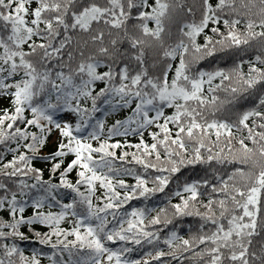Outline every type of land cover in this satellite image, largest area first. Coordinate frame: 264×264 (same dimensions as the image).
Returning <instances> with one entry per match:
<instances>
[{
	"label": "snow or ice",
	"instance_id": "1",
	"mask_svg": "<svg viewBox=\"0 0 264 264\" xmlns=\"http://www.w3.org/2000/svg\"><path fill=\"white\" fill-rule=\"evenodd\" d=\"M0 264H264V0H0Z\"/></svg>",
	"mask_w": 264,
	"mask_h": 264
},
{
	"label": "trees",
	"instance_id": "2",
	"mask_svg": "<svg viewBox=\"0 0 264 264\" xmlns=\"http://www.w3.org/2000/svg\"><path fill=\"white\" fill-rule=\"evenodd\" d=\"M223 59L226 60L227 63H229V64L232 62L230 55L225 56ZM212 63L215 64L216 61H213ZM202 66H204V65H202ZM117 138H119V137H117ZM128 138L132 139V140H135V137H132L131 135ZM129 159H130V157H129ZM197 175H203L202 166H193L191 168H188V169L184 170L181 173L182 177L187 176V177H190V178H194ZM178 223H179V221H178ZM195 223H196V221L193 220L192 218H186L183 221V224L185 226V230L187 229V226L189 224H195ZM37 228L39 230H42V229H40V226H37ZM25 231H27V230H25ZM28 235H29V239L18 241L20 247H22L25 250L26 253L30 252L33 248H42V247H44V246L39 245L38 241L32 239L30 234H28Z\"/></svg>",
	"mask_w": 264,
	"mask_h": 264
}]
</instances>
